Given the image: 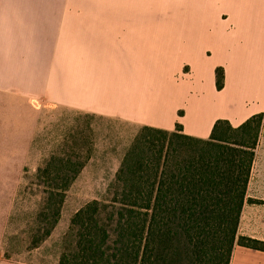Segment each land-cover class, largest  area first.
I'll use <instances>...</instances> for the list:
<instances>
[{
    "label": "crops",
    "instance_id": "0c3cea01",
    "mask_svg": "<svg viewBox=\"0 0 264 264\" xmlns=\"http://www.w3.org/2000/svg\"><path fill=\"white\" fill-rule=\"evenodd\" d=\"M35 103L202 138L262 114L229 264H264V0H0V119Z\"/></svg>",
    "mask_w": 264,
    "mask_h": 264
},
{
    "label": "trees",
    "instance_id": "16d2710c",
    "mask_svg": "<svg viewBox=\"0 0 264 264\" xmlns=\"http://www.w3.org/2000/svg\"><path fill=\"white\" fill-rule=\"evenodd\" d=\"M214 72L220 89L224 69ZM261 120L260 113L237 125L217 118L204 138L179 123L171 130L141 125L115 172L111 209L92 199L72 214V243L58 264H229ZM86 158L54 152L37 167L47 198L32 247L57 223ZM238 242L264 249L251 237Z\"/></svg>",
    "mask_w": 264,
    "mask_h": 264
},
{
    "label": "rangeland",
    "instance_id": "374dc122",
    "mask_svg": "<svg viewBox=\"0 0 264 264\" xmlns=\"http://www.w3.org/2000/svg\"><path fill=\"white\" fill-rule=\"evenodd\" d=\"M31 110L42 118L0 119V254L21 264H58L72 243V214L92 199L111 209L115 172L140 126L37 103ZM71 150L88 158L64 193L57 223L32 247L42 233L38 215L47 198L37 167L52 153Z\"/></svg>",
    "mask_w": 264,
    "mask_h": 264
}]
</instances>
